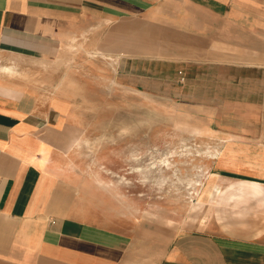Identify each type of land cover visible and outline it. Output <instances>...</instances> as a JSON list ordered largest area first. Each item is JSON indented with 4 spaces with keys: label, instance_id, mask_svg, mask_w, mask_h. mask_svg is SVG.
I'll use <instances>...</instances> for the list:
<instances>
[{
    "label": "crops",
    "instance_id": "1",
    "mask_svg": "<svg viewBox=\"0 0 264 264\" xmlns=\"http://www.w3.org/2000/svg\"><path fill=\"white\" fill-rule=\"evenodd\" d=\"M232 90L264 98V0H0V264H264V200L215 207L264 186V101ZM158 106L211 109L224 157L191 229L141 241L69 157L110 131L140 138Z\"/></svg>",
    "mask_w": 264,
    "mask_h": 264
},
{
    "label": "rangeland",
    "instance_id": "2",
    "mask_svg": "<svg viewBox=\"0 0 264 264\" xmlns=\"http://www.w3.org/2000/svg\"><path fill=\"white\" fill-rule=\"evenodd\" d=\"M243 78L253 79L254 76L232 74V83ZM259 79L260 77H256L253 80L259 81ZM195 87L197 86H191L190 90ZM249 89L252 90L253 86ZM236 93L241 97L251 96V100L254 101L262 99L264 101L263 92L260 91L232 90V95ZM205 95H213V92H205ZM169 109L171 116L168 115ZM212 114L214 113L211 109L207 111L203 107L195 106L171 108L158 106L150 115L142 110L140 138H120L116 131H110L107 136L93 139L92 144L86 148V153L77 151L74 156L69 157L73 168L76 169L74 173L77 178H88L93 181V193L101 196L102 201L104 198L109 199V205L112 206L115 215L124 213L127 230L133 228V233L140 236L141 241H148V236L151 237L154 233L158 240L166 238L170 227L174 231L189 230L192 224L187 213L197 197L196 192L190 189L187 182L198 178L204 179L207 176L206 164L212 159L208 155L212 153V148L208 149V145H212V140L207 138L209 133L205 129L207 128L205 119L207 115ZM149 118L155 120V123L149 122ZM258 125V123L239 120L232 122V126L242 129L250 126L257 128ZM165 153H168L170 168L160 172H148L145 167L164 158ZM141 169L147 173V179L143 180L134 172ZM162 172L165 178L160 183ZM105 184L116 186L119 193L117 194L116 190L104 189L102 185ZM208 187L209 185L203 187V192ZM239 187L247 190L240 194H232V186L223 189L215 207L229 205L232 208V205L238 206L256 196L264 200V193L256 188L242 184ZM197 189L199 192L202 185ZM193 209H197V204ZM196 213L195 211L193 214ZM217 215L216 211V217ZM199 217H202V214ZM187 221L189 223H186Z\"/></svg>",
    "mask_w": 264,
    "mask_h": 264
},
{
    "label": "bare ground",
    "instance_id": "3",
    "mask_svg": "<svg viewBox=\"0 0 264 264\" xmlns=\"http://www.w3.org/2000/svg\"><path fill=\"white\" fill-rule=\"evenodd\" d=\"M185 142V141H184ZM184 142H183V144H184ZM189 142V141H188ZM235 143H237V142H235ZM182 144V143H181ZM187 145V144H186ZM228 145V144H227ZM184 146V145H183ZM234 146V145H233ZM187 147V146H186ZM189 149V148H188ZM233 149V148H232ZM262 149H264V148H262ZM240 150V149H239ZM183 151V150H182ZM186 151V150H185ZM233 151H235V150H233ZM230 152V151H229ZM242 152H245V151H242ZM259 152V151H258ZM233 153V152H232ZM239 153V152H238ZM254 153V152H253ZM170 154H172V152H170ZM252 154V153H251ZM251 154H249V155H251ZM165 157L164 158H160V160L159 161H155V163H151L150 165H147L145 168L146 169H148V172H153V171H161V170H168L169 168H170V166H171V163H170V161H169V157H168V153H165ZM201 155V154H200ZM212 159H215V158H217V159H219V160H222L223 159V157H224V154H222V153H220V152H218V150H216L214 153H209L208 154ZM255 155V154H254ZM228 156V155H227ZM232 156V155H231ZM208 157V156H207ZM244 157V156H243ZM264 157V156H263ZM257 158V157H256ZM241 160V159H240ZM230 161V160H229ZM242 161V160H241ZM262 163V162H261ZM248 165V164H247ZM256 165H258V164H256ZM261 166V165H260ZM145 170H135L134 172L136 173V174H138L143 180L144 179H147V176H146V172H144ZM161 177L159 178V182L161 183L162 181H164V173L162 172L161 173ZM164 175V176H163ZM210 177V176H209ZM212 177V176H211ZM210 177V178H211ZM179 178V177H178ZM126 179H124V181H125ZM203 180L204 179H201V178H198V179H196V180H191V181H188L187 182V185L188 186H190V189H192V191L194 192H196V197H197V200H195V202L193 201V203L191 204V207L189 208V211L194 207V205L195 204H197L198 202H200V201H198V199L200 200L201 198H205L206 200H207V198L210 196V194H211V192H212V190H213V188L215 187V185H209V189H208V194L206 193V194H202V189H203V187H204V184H203ZM208 181V180H207ZM215 181V180H214ZM237 184H239V185H248V186H251V187H254V188H256V190H259V191H261V192H263L264 193V186H262V185H260L259 183H254V182H248V181H240V182H237ZM106 185H107V187H106ZM202 185V189L198 192V189H197V187H199V186H201ZM108 190H110V189H112V190H116L117 191V187L116 186H114V187H111V185H109V184H105L104 185ZM118 192V191H117ZM119 193V192H118ZM251 193V192H250ZM253 194V193H252ZM251 195V194H250ZM260 196V195H259ZM244 197V196H243ZM257 197V196H256ZM159 198H161V197H159ZM250 198V197H249ZM240 202V201H239ZM208 217H209V214H207V215H205V216H203L202 217V219L200 220V222H201V224H203V223H206V221H207V219H208Z\"/></svg>",
    "mask_w": 264,
    "mask_h": 264
}]
</instances>
